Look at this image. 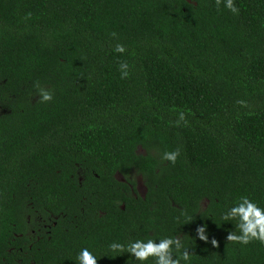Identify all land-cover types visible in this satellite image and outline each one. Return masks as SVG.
<instances>
[{"label":"trees","instance_id":"trees-1","mask_svg":"<svg viewBox=\"0 0 264 264\" xmlns=\"http://www.w3.org/2000/svg\"><path fill=\"white\" fill-rule=\"evenodd\" d=\"M234 3L0 0V264L84 247L139 264L108 245L166 235L191 264H264L221 218L240 196L264 206V0Z\"/></svg>","mask_w":264,"mask_h":264},{"label":"clouds","instance_id":"clouds-1","mask_svg":"<svg viewBox=\"0 0 264 264\" xmlns=\"http://www.w3.org/2000/svg\"><path fill=\"white\" fill-rule=\"evenodd\" d=\"M222 2L230 12L239 14L240 10L235 5L234 0H216L217 6L219 7ZM115 51L122 53L125 49L123 45H117ZM128 67L126 63L120 65L121 78H126L129 75ZM35 87L38 90L41 103L53 99V94L49 90L41 88L38 83ZM179 120H185L183 113L180 114ZM179 155L180 152L177 149L176 151L165 152L162 159L174 165ZM221 218L226 222H235V231L229 232L227 240L241 245H247L254 240L264 243V206L259 202L246 195L240 196L227 212L222 214ZM196 232L200 240H208L206 226L197 227ZM212 244L215 246V240H212ZM108 249L117 255L128 253L139 264H191L192 260V253L189 252V248L185 246L181 238L171 235L159 239L137 238L126 244L112 242L108 245ZM97 259L93 252L84 247L76 256V264H97Z\"/></svg>","mask_w":264,"mask_h":264},{"label":"flooded vegetation","instance_id":"flooded-vegetation-1","mask_svg":"<svg viewBox=\"0 0 264 264\" xmlns=\"http://www.w3.org/2000/svg\"><path fill=\"white\" fill-rule=\"evenodd\" d=\"M118 175H120V174H118ZM118 178L120 180L124 181V178H123V175L122 174H121V176H118ZM138 189H139L140 192H143V194H144L145 187H144L141 179H139V187H138Z\"/></svg>","mask_w":264,"mask_h":264}]
</instances>
